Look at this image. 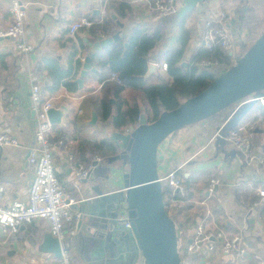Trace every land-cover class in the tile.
Returning a JSON list of instances; mask_svg holds the SVG:
<instances>
[{
  "label": "crops",
  "instance_id": "obj_1",
  "mask_svg": "<svg viewBox=\"0 0 264 264\" xmlns=\"http://www.w3.org/2000/svg\"><path fill=\"white\" fill-rule=\"evenodd\" d=\"M11 1L0 0V33L11 23ZM112 1L131 4L133 11L122 17L109 6ZM152 1L109 0L103 6L99 0H21L26 11V40L33 45L34 51L26 55L19 54L15 49V40L0 37V134L12 135L20 143L18 147L0 148L2 201L5 205L15 200L27 201L33 183L34 173L26 166V159L35 143L37 122L28 73L31 69H37L43 79L42 87L47 100L54 108H66L62 124L56 125L52 136L55 142L60 139L65 142L64 146H56L54 149L55 170L74 199L73 210L81 212L84 217L83 227L74 234L67 229L64 239L74 264H91L106 257V253L95 246L99 234L96 228L88 226L85 211L97 199L124 191L125 175L129 171L127 163L117 158L118 155L99 154L96 146L110 141V134L118 131L114 123L121 99L129 104L137 103L144 109H148V105L142 95L134 90H124L120 99L115 97L113 91H109L111 115L106 119L103 109L105 83L100 82L99 75L89 73L83 88L76 92L60 86L50 93L49 89L54 87V82L43 69V62L56 60L64 69L68 68L74 47L80 50L79 41L87 44L91 38L87 31H81L76 37L69 36L70 25L83 17L92 19L100 26L99 36L103 38L116 33L129 35L136 27L148 28L151 33L162 28L163 40L149 56V64L157 65V73L146 79L147 86L172 82L164 64L168 51L178 47L180 21L176 14L166 20L150 16L147 5ZM178 1L180 8L182 0ZM248 1L210 0L199 5L188 18V27L194 34L185 61H190L200 48L205 21L219 10L227 11L231 17L230 32L236 46H247L241 27L246 12L243 4ZM106 51L107 49L103 50ZM88 53L79 55L82 61ZM80 74L81 72L78 78ZM261 113L263 111L258 103L241 124ZM148 114L152 112L149 111ZM94 116H97V121L92 124ZM221 124L219 120L203 121L167 138L158 149L159 173L180 170L185 178L199 179L198 185L203 189L205 197L207 189L204 185L213 178L219 179L217 191L211 197L192 200L191 204L196 207L190 210L189 215L204 207L207 228L213 231L223 230L229 236L241 235L247 256L239 261L235 256L223 253L218 247L219 241L212 242L213 249L205 244L195 253H189L188 245L199 224H193L189 220L186 224L182 222L179 230L183 264H264V205L254 207V203L260 199L258 189H264V168L256 162L247 161L229 141L217 143V129ZM260 139V135L255 138L257 151L262 147ZM105 144L107 145L106 142ZM106 149L107 146H104L103 150ZM120 150L122 151L121 148ZM92 155H99L104 160L96 165L89 179L77 181L76 167L93 162ZM103 210L110 213L108 208ZM181 216L183 215H179ZM49 233L50 223L46 219H39L22 226L16 236H0V264H57L59 259L53 254H44L38 250L43 236ZM122 264L145 263L141 255H130Z\"/></svg>",
  "mask_w": 264,
  "mask_h": 264
},
{
  "label": "water",
  "instance_id": "obj_2",
  "mask_svg": "<svg viewBox=\"0 0 264 264\" xmlns=\"http://www.w3.org/2000/svg\"><path fill=\"white\" fill-rule=\"evenodd\" d=\"M209 1L182 0L175 16L179 21L184 20L199 5ZM126 37L127 34L116 33L109 38L100 37L96 42H88L90 50L76 80L80 89L89 73H98L93 67L96 56ZM182 66L186 67L187 63L183 62ZM156 73L157 65L149 64L145 79ZM260 99H264V33L245 54L236 57L235 64L229 70L197 96L185 100L174 110L161 113L155 121H149L142 113L138 124L129 126L126 132L113 131L109 139L122 149L117 158L127 163L129 171L125 175L124 191L97 199L85 211L88 226L96 228L99 234L95 246L106 253V257L91 264H122L130 255H141L145 264H183L180 226L167 213L159 175L158 149L167 138L180 130L237 106L231 117H227L217 129L219 135L216 141L222 144ZM65 110V107L51 108L48 112L50 122L61 125ZM96 121L97 116H94L92 124ZM206 196L209 197L210 193L207 192ZM123 204H127L132 232L125 230L119 220ZM105 208L110 210L109 214L104 212ZM83 220L82 215L78 229L83 227ZM66 243V240L60 241L49 233L43 236L38 250L60 259L63 249L68 250Z\"/></svg>",
  "mask_w": 264,
  "mask_h": 264
},
{
  "label": "built area",
  "instance_id": "obj_3",
  "mask_svg": "<svg viewBox=\"0 0 264 264\" xmlns=\"http://www.w3.org/2000/svg\"><path fill=\"white\" fill-rule=\"evenodd\" d=\"M99 1L103 6L109 2V0ZM147 11L150 16L157 19L169 17L179 11V1L153 0L148 3ZM10 14L11 23L0 33V37H9L15 40V49L19 54L26 55L33 52V45L26 40V11L21 0L11 1ZM230 23L231 17L227 11L219 10L213 13L205 21V30L200 43V48L207 50L209 53L213 54L219 50L231 59L227 63H221L218 59H206L200 63V67L210 69L219 76L229 70L235 64L236 57L241 55L237 51L238 47L234 36L230 32ZM94 25L95 22L92 19L83 17L70 25L69 36L76 37L81 31L90 32ZM98 34L100 35L101 33ZM164 68H167L166 63ZM28 78L37 129L35 132V143L28 151L26 166L33 171L34 179L27 201L15 200L5 205L2 201L3 189H0V236H16L22 226L31 224L39 219H46L50 223L52 235L63 241L66 237L67 229H69L71 234L76 232L82 214L73 210L74 199L59 180L55 170L54 149L56 146H64L65 142L62 139L57 142L53 140L52 133L56 125L50 122L48 116L49 110L54 108L53 104L47 100V96L44 93L42 87L43 79L39 71L31 69L28 73ZM112 79L121 83L115 76ZM258 103L263 113L244 124H240L225 139L232 143L247 161L256 162L260 167L264 168V99H260ZM235 109H237V106H235ZM217 135H219V132ZM257 135H260L262 145L258 151L255 148ZM19 145L20 143L16 137L6 133L0 134V148L6 146L18 147ZM92 158L93 162H90L87 166L76 167L75 179L77 181L89 179L96 165L104 160L99 155H92ZM159 175L163 189L167 191V201L172 204L192 203V200L183 201L177 198L178 194L184 195V190L180 178L176 175V170L159 173ZM219 184V179L213 178L210 181L207 190L210 193L209 197L215 193ZM258 194L260 199L254 203L255 208L264 205V189H258ZM119 220L125 230L132 232L127 204L122 205ZM213 241H219L218 247L220 250L225 254L235 256L239 261H243L247 256L241 235L229 236L220 229L217 231L209 230L207 221L204 218L196 227L194 237L188 245V252L191 254L195 253L205 244L213 249ZM135 243L138 246L136 239ZM57 264H74L69 250L63 249L62 257Z\"/></svg>",
  "mask_w": 264,
  "mask_h": 264
},
{
  "label": "trees",
  "instance_id": "obj_4",
  "mask_svg": "<svg viewBox=\"0 0 264 264\" xmlns=\"http://www.w3.org/2000/svg\"><path fill=\"white\" fill-rule=\"evenodd\" d=\"M109 6L122 17L133 11V6L125 2L112 1L109 3ZM190 15L179 23L178 47L171 49L166 54L167 72L172 82L147 86V80L145 79L149 67V56L163 40L164 34L162 28L156 33H151L148 28L136 27L125 39L120 40L112 47L108 48L106 52L100 53L93 60V66L99 69L96 74L99 75L100 82L105 83L103 87V109L106 119L111 115V101L108 98L109 91H113L115 97L120 99L124 90H134L142 95V99L148 105V109H144L137 103L129 104L121 99L118 104L117 116L114 123V127L118 131L126 132L129 126L137 125L140 115L142 113L146 115L149 111L154 114V119H152V121H155L161 113L176 109L185 100L197 96L209 88L219 75L210 69L200 67V63L203 60L218 59L221 63H227L231 60L222 51L217 50L215 53L211 54L207 50L199 48L198 52L192 56L190 61H185L186 54L189 50V44L194 34L193 30L188 27V18ZM100 31V26L95 24L90 31L91 38L87 41V44L82 40L79 41L80 50L82 52L80 53V50L74 47L75 50L70 57L67 69H64L56 60H44L43 69L47 71L48 76L54 82V87L49 89L50 93L58 90L60 86L66 87L67 90L71 92H76L79 89L76 80L84 65L79 55L87 51L89 52L90 48L88 42L98 41L100 38L98 33H100ZM238 48L241 55L245 54L249 49L245 44H241ZM183 62L187 63L186 67L182 66ZM113 76L119 79L121 83L112 81ZM234 110L235 106H232L206 121L215 122L219 120L223 123L227 117H231ZM105 142L96 146L99 154L105 153L108 156H114L122 152L120 148H118L119 146L112 141ZM104 146H107L106 150H103ZM176 175L180 178L184 190V195H177L178 200L188 201L194 198H200L202 200L208 199L205 197V194H203V189L198 185L199 179L194 177L185 178L184 174L180 173V170L176 171ZM209 184L210 181L207 185H204L207 190ZM163 190L165 205L169 216L175 222L179 215L182 214L185 216L184 221H180L179 223L180 227L182 226V222L186 224V222L188 223L190 220L193 224H198V220H203L206 210L204 207H202V209L199 208V211L189 215L190 210L196 207V205L191 203L172 204L170 201L166 200L167 191L165 189ZM172 211H175V214H173Z\"/></svg>",
  "mask_w": 264,
  "mask_h": 264
},
{
  "label": "rangeland",
  "instance_id": "obj_5",
  "mask_svg": "<svg viewBox=\"0 0 264 264\" xmlns=\"http://www.w3.org/2000/svg\"><path fill=\"white\" fill-rule=\"evenodd\" d=\"M243 5L246 6V12L241 30L244 33L243 40H246L247 46H251L264 33V0H249L247 4ZM237 51L239 52V49ZM147 118L151 121L154 119V114H148ZM172 213L175 214V211H172ZM181 217L176 218L177 225L185 218V216Z\"/></svg>",
  "mask_w": 264,
  "mask_h": 264
}]
</instances>
